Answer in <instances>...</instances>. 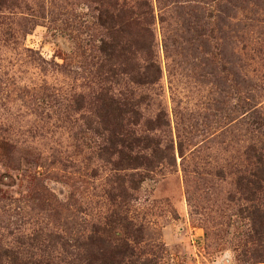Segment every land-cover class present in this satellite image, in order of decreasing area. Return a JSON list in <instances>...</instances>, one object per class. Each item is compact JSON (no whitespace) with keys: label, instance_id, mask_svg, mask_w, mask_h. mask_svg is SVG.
Segmentation results:
<instances>
[{"label":"rangeland","instance_id":"1","mask_svg":"<svg viewBox=\"0 0 264 264\" xmlns=\"http://www.w3.org/2000/svg\"><path fill=\"white\" fill-rule=\"evenodd\" d=\"M151 3L162 88L146 90L144 117L161 105L170 123L163 138L174 148L124 208L144 226L141 258L255 264L250 255L264 246V235L251 231L248 212L252 204L264 209V190L249 201L238 177L248 167V147L260 145L264 0ZM97 6V0H0L4 221L2 208H11L12 220L44 221L82 236L112 208L105 191L110 165L99 160L97 135L87 129L97 126L87 99L101 85L93 75L104 36ZM208 29L213 37L201 35Z\"/></svg>","mask_w":264,"mask_h":264},{"label":"trees","instance_id":"2","mask_svg":"<svg viewBox=\"0 0 264 264\" xmlns=\"http://www.w3.org/2000/svg\"><path fill=\"white\" fill-rule=\"evenodd\" d=\"M199 1L205 4L209 0ZM97 3L96 24L103 28L104 36L95 46L98 59L93 62V75L101 85L90 93L89 99L84 94L81 97L95 105L97 126L87 129L97 135L99 160L110 165L105 191L112 208L104 221L93 223L91 232L82 236L58 227L48 228L41 224L44 221L32 222L22 217L12 220L7 212L11 208H2L5 221L0 219V264H148L138 247L143 241L144 226L130 218L124 208L137 200L133 192L174 148L163 138L170 123L161 105L153 117H144L149 105L146 90L162 88V68L152 50L155 16L151 0ZM161 20L166 22L167 18L161 16ZM202 31L201 35L209 38L214 35V30ZM255 122L260 145L248 147V167L240 170L238 177V185L249 201L254 200L256 191L264 190V111ZM97 173L95 168L91 174ZM248 213L253 224L251 231L264 235V209L252 204ZM262 245L257 244L251 252L255 264H264Z\"/></svg>","mask_w":264,"mask_h":264}]
</instances>
